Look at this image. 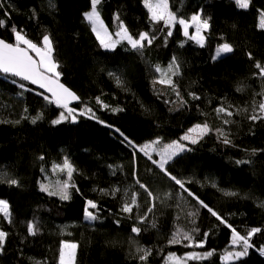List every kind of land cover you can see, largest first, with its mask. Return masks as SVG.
<instances>
[{
  "label": "trees",
  "instance_id": "16d2710c",
  "mask_svg": "<svg viewBox=\"0 0 264 264\" xmlns=\"http://www.w3.org/2000/svg\"><path fill=\"white\" fill-rule=\"evenodd\" d=\"M168 6L172 25L153 21L144 0H100L96 9L112 39H120L121 23L133 37L152 38L142 49L121 39L106 49L85 16L92 0H0V38L14 43L13 26L38 45L49 36L60 80L80 99L69 107L75 121L53 124L66 109L0 74V200L8 205V214L0 213V231L7 233L0 264H59L63 242L77 244L75 264H170L206 252L212 255L181 264H264V119L249 118L264 116V76L255 67H264V0H248L246 8L238 0H168ZM194 15L209 23L202 44L178 22ZM225 43L233 52L216 58ZM174 62L179 67L170 71ZM169 77L165 93L153 88ZM221 106L233 115L218 113ZM197 124H207V134L160 169V147ZM157 140L148 155L139 150ZM65 160L71 177L55 172ZM65 184L67 200L57 191ZM134 194L138 207L122 211ZM233 228L241 235L261 229L238 259L227 257L243 251L232 245ZM178 232L179 242H172ZM138 249L148 250L146 259Z\"/></svg>",
  "mask_w": 264,
  "mask_h": 264
},
{
  "label": "snow or ice",
  "instance_id": "6c2138e0",
  "mask_svg": "<svg viewBox=\"0 0 264 264\" xmlns=\"http://www.w3.org/2000/svg\"><path fill=\"white\" fill-rule=\"evenodd\" d=\"M99 2L100 0H92V11L86 13V17L90 22L93 23V31L96 32L98 39H100L101 45L105 48H114L115 43H113L108 38V34L105 32L103 36L101 35V31L103 29L102 24H100L99 27L96 26L99 23V13L96 10V6L97 4H99ZM238 3L241 7H248V0H238ZM144 4L151 13V19L153 21L163 20L169 25H172L176 21V16L169 10L168 0H144ZM191 20L196 23L197 36H199L201 28L207 29L209 27L208 21H201L200 17L197 15L192 16ZM178 22L179 24L183 25L184 34L187 36L189 22L185 19H179ZM3 25L4 21L0 20V26ZM12 32L14 34V43H9L6 42L4 39H0V72L4 74H10L14 77H20L24 81H30L32 84H38L41 89H45L48 93H51L50 102L55 103L59 107L67 110L66 113L61 112L59 118L57 120L52 121L53 124H59L69 118L75 121L76 117L75 115H73L75 109L69 108L68 105L70 101L76 100L78 99V97L69 88L65 87L64 84L60 83L61 72L57 70L59 65L53 58L54 49L50 37L45 35L42 39V44L38 45L37 43L33 42V40L28 39L26 34H24L22 30H17L15 26L12 27ZM171 34V31H169L168 35L170 36ZM116 35L119 36L121 40H126L133 49H142L143 47H145V41H147L148 44L152 43V38L150 37L148 32L139 33L137 34V37H133V35L128 32V29L123 26L122 23L120 31ZM193 39H196V37H193ZM199 42H203L202 36H200ZM231 52H233V48L228 43L222 44L217 49L218 56ZM173 66L176 68L179 67V65H176L174 62L173 65L169 66L170 71ZM255 67L259 69V74L261 76H264V67H262L259 62L256 63ZM156 71H160L159 66H157ZM172 74L175 75L176 73L173 72ZM160 83L172 84V80L169 77L167 80L162 79ZM20 87L23 88L24 85L21 84ZM41 95H43V93H41ZM192 96L194 99L199 98L194 93L192 94ZM45 99L49 98L45 97ZM259 110L261 113H264V103H261L259 105ZM88 111L91 110L89 109ZM216 111L218 113H224L227 116L233 115L231 111H228L223 106L217 108ZM39 118L40 117L33 119L32 122L35 123L36 119ZM249 118L255 121L258 119H264V116L251 115ZM101 123L103 122L101 121ZM225 123H229V121L225 120ZM116 131H119V129H117ZM208 131L209 129L207 124H197L193 128H190L188 130V134H185L182 139L191 140L192 143H196L197 139L193 138L191 134L196 133L198 136H203L204 134H207ZM224 142L229 143L230 141L225 138ZM160 143L161 142L159 140L153 141L152 143L140 146L139 150L141 152H144L145 155H148V150L151 149L155 151V146H160ZM185 149L186 146L180 141H174L172 143L164 144L163 146H161L159 152L160 160L158 162L159 168L162 170H166L165 165L168 163V161L171 160L178 153L183 152ZM149 159H151L150 156ZM154 163H157V161H154ZM64 166L68 168V175L69 177H71L72 167L67 162V160H65ZM171 179L175 181V183L181 188H184V183L181 180L177 179L175 176H171ZM11 183L16 184L17 181L12 180ZM67 187V184H65V190L60 193L61 198L65 200L70 198L68 192L66 191ZM141 187H145V190L147 191L146 186L141 185ZM42 188L43 190L47 191L46 187L42 186ZM51 194L55 195L56 193ZM228 194L234 195V193ZM148 195L151 197L152 193L149 191ZM189 195L192 194L189 193ZM200 203L203 205V207H208L206 204H203V201H200ZM87 205L88 208L91 209H97L98 207L97 203L92 200H88ZM134 206L138 207L135 194L131 197L130 201H125L122 211L131 213L133 211ZM7 207V202L0 200V211H4L6 215L8 214ZM88 208L85 209L87 218L90 220H95L97 218L96 215L92 211H89ZM148 211H151V208H149ZM209 211L212 212V215L217 216L218 219H221L222 222L226 223V221H224L223 218L219 217L216 212H213L211 209H209ZM141 219H144V217H141ZM228 226L231 228V225ZM29 231L32 232V234L34 235L35 226L30 227ZM132 231L139 233L140 229L134 227ZM259 231H261V229L253 228L246 235H241L239 232L236 231V229L233 228L232 244H242L243 251L236 253L228 252L227 257L234 256L238 259L241 256L247 255L248 249L252 247V245L249 243V237ZM6 237L7 233L4 231H0V251H3V244ZM178 237H181L180 232L174 234L172 242H179ZM206 238L207 234H205V239ZM182 239L190 240L192 239V236L190 233H183ZM203 242V240L200 241L198 246L202 247ZM76 248L77 245L75 243L64 242L59 254V264H75ZM138 251L143 252V255H141L140 259H146L148 255V250L138 249ZM210 255H212V252H206L203 254V256ZM190 258L196 259L198 258V254L192 253L190 254Z\"/></svg>",
  "mask_w": 264,
  "mask_h": 264
},
{
  "label": "rangeland",
  "instance_id": "374dc122",
  "mask_svg": "<svg viewBox=\"0 0 264 264\" xmlns=\"http://www.w3.org/2000/svg\"><path fill=\"white\" fill-rule=\"evenodd\" d=\"M169 7V6H168ZM97 10V9H96ZM92 11V9L89 11V12H91ZM89 12H87V13H89ZM98 12V11H97ZM85 16H86V14H85ZM197 16H199V15H197ZM200 17V16H199ZM86 19H87V17H86ZM200 19H201V21H203V19L200 17ZM87 21L88 22H90L88 19H87ZM179 21V20H178ZM188 22H189V28H188V35L187 36H189V37H191L192 39H193V37H196V39H194L196 42H198L199 44H202V43H204V30H206V29H204V28H201V31H200V34H199V36H197V30H196V23L195 22H193L192 20H191V18L189 19V20H187ZM90 24L92 25V27H94V25H93V23L92 22H90ZM100 24H102V26H103V29H102V31H101V35L103 36L104 34H105V32L108 34V38L113 42V43H115V46L117 45V43H118V41H120V39L119 40H114V39H112L111 37H110V35H109V33H108V30H107V28H106V26H105V24H104V22L102 21V19H101V17H100V15H99V23L96 25L97 27H99V25ZM209 24V23H208ZM181 25V24H180ZM261 25L262 26H264V19H262V21H261ZM182 26V28H183V32H184V27H183V25H181ZM96 33V32H95ZM97 35V34H96ZM200 36H202L203 37V42L201 43V42H199V38H200ZM100 40V39H99ZM106 49H113V48H106ZM223 55H225V54H221V55H217V50H216V53H215V57L216 58H218V57H221V56H223ZM153 88L154 89H157V90H159L161 93H165V91H166V85H164V84H162V83H159V82H154L153 83ZM74 115V114H73ZM69 119H71V118H69ZM194 127V126H193ZM192 127V128H193ZM185 134H188V131L185 133ZM184 134V135H185ZM183 135V136H184ZM192 136H193V138H196L197 139V141L200 139V138H202L203 136H198L196 133H193V134H191ZM182 136V137H183ZM182 144H184L186 147H187V145L189 144V143H192L191 142V140H183L182 138H181V140H179ZM186 150V149H185ZM184 150V151H185ZM149 151V150H148ZM183 151V152H184ZM160 152V151H159ZM149 153V152H148ZM182 152H180V153H178L177 155H179V154H181ZM177 155H175L174 157H176ZM158 157H159V160H160V155H159V153H158ZM173 157V158H174ZM172 158V159H173ZM170 161V160H169ZM65 164V163H64ZM64 164H62V165H59V166H56L55 167V172L57 173V174H60V175H67L68 174V168L67 167H65L64 166ZM166 166V165H165ZM61 189L60 188H57V191L60 193V192H62V191H60ZM7 212H8V207H7ZM0 213H4L5 214V212L4 211H0ZM64 243V242H63ZM63 243H62V245H63ZM69 243H73V242H69ZM76 244V243H75ZM62 245H61V247H62ZM77 245V244H76ZM233 245V244H232ZM235 246V245H234ZM76 251H77V248H76ZM75 257H76V255H75ZM199 257H205V256H202V255H199L198 254V258ZM185 258L186 259H191L190 258V254H188L187 256H185ZM185 258H182V259H178V258H176V257H173V260L170 262V264H181V263H183L184 262V260H185ZM177 259V260H176ZM179 260V261H178Z\"/></svg>",
  "mask_w": 264,
  "mask_h": 264
},
{
  "label": "water",
  "instance_id": "95a60500",
  "mask_svg": "<svg viewBox=\"0 0 264 264\" xmlns=\"http://www.w3.org/2000/svg\"><path fill=\"white\" fill-rule=\"evenodd\" d=\"M0 39H1V38H0ZM0 74L7 75V76H11L10 74H4V73H2V72H0ZM12 77H14V76H12ZM14 78H16V79H18V80H20V81H22V82H25V83H27V84L33 86L34 88H36L37 90H39L40 92H42L43 94H45V95H47V96H49V97L51 98V93H48L45 89H41V88L39 87L38 84H32L30 81H24V80H22L20 77H14ZM60 83H62L61 80H60ZM62 84H63V83H62ZM65 87H67V86H65ZM67 88H68V87H67ZM71 91H72V90H71ZM72 92H73V91H72ZM76 96H77V95H76ZM77 97H78V96H77ZM79 103H80V99H79V97H78V99L70 101L68 107L75 106V105H77V104H79Z\"/></svg>",
  "mask_w": 264,
  "mask_h": 264
}]
</instances>
